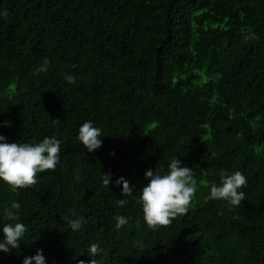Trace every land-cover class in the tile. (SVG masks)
Wrapping results in <instances>:
<instances>
[{
	"label": "trees",
	"instance_id": "16d2710c",
	"mask_svg": "<svg viewBox=\"0 0 264 264\" xmlns=\"http://www.w3.org/2000/svg\"><path fill=\"white\" fill-rule=\"evenodd\" d=\"M4 10L0 134L55 136L61 152L31 188L0 181V224L18 201L27 228L0 264L38 248L47 264H90L93 243L96 264H264V0H0ZM44 59L49 70L34 74ZM89 120L104 134L95 152L76 140ZM176 155L198 191L187 215L154 231L136 200L145 171H166ZM236 171L248 181L241 205L209 200L221 173ZM109 172L133 193L104 186ZM73 212L87 219L79 232L62 219Z\"/></svg>",
	"mask_w": 264,
	"mask_h": 264
},
{
	"label": "clouds",
	"instance_id": "9594fccd",
	"mask_svg": "<svg viewBox=\"0 0 264 264\" xmlns=\"http://www.w3.org/2000/svg\"><path fill=\"white\" fill-rule=\"evenodd\" d=\"M8 12L0 11V18H6ZM51 61L44 59L34 70V74L47 72ZM63 79L68 84H74L76 78L66 74ZM9 124V122H5ZM102 129L95 127L92 121L84 122L78 130L76 140L87 152H95L102 147ZM61 140L55 136L45 137L36 143L9 142L7 137L0 134V181L6 183L11 192L18 193L21 189L31 188L37 184V174L46 170H55L60 163ZM114 155V153H110ZM195 170L184 165L177 155L170 160L167 170L148 169L145 171L144 184L136 203L141 206L143 222L149 229L157 230L160 227L170 225L178 217L189 213L192 200L198 191V180ZM247 178L241 172L221 173L219 184L213 183L209 188V200L225 202L229 207H237L246 199L242 188L247 185ZM102 183L108 187L114 183L117 187L122 185L121 196H130L134 186L129 185L125 177L112 180V173H102ZM109 188V187H108ZM128 203L127 199H119V206ZM21 204L13 201L3 211V216L9 223L0 224V253L10 254L14 249L21 248V241L25 239L26 226L19 221ZM63 221L72 232H79L87 223L84 216H78L75 212L71 217L64 216ZM115 229L119 231L129 220L121 215L117 216ZM141 220H136L139 228ZM103 249L98 244H91L87 249V255L91 257L90 264H96L95 257L102 253ZM22 264H47V258L42 249H37L34 255L24 257ZM80 264H84L81 261Z\"/></svg>",
	"mask_w": 264,
	"mask_h": 264
}]
</instances>
